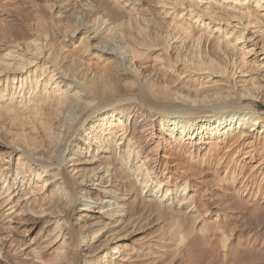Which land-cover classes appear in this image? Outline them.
Here are the masks:
<instances>
[{"label":"bare ground","instance_id":"1","mask_svg":"<svg viewBox=\"0 0 264 264\" xmlns=\"http://www.w3.org/2000/svg\"><path fill=\"white\" fill-rule=\"evenodd\" d=\"M139 2L50 0V11L61 8L54 26L62 41L48 35L51 26L41 17L37 28L46 36L35 34L0 56V120L18 129L12 142L1 143L0 251L12 239L14 218H48L54 264H75L80 239L88 264H138L127 236L142 221L143 202L164 191L154 213L165 215L178 197L176 184L157 176L152 157L141 160V143L152 137L191 154L206 147L207 157L225 147L224 182L236 188L243 178L233 190L250 189L254 200L263 194L264 202V174L258 178L243 164L257 155L259 167L264 162L263 114L150 120L138 106L122 104L167 109L173 101L224 107L264 100V0ZM133 182L142 190L134 191ZM148 188L150 198L136 204ZM180 197L178 217L195 195Z\"/></svg>","mask_w":264,"mask_h":264},{"label":"rangeland","instance_id":"2","mask_svg":"<svg viewBox=\"0 0 264 264\" xmlns=\"http://www.w3.org/2000/svg\"><path fill=\"white\" fill-rule=\"evenodd\" d=\"M132 1L139 7V0ZM49 3L50 0H0V56L8 53L10 46L17 47L25 40H31L35 34L46 36L37 28V21L41 17L51 26L48 35H57L56 43L62 41L59 39L61 36L55 32L57 29L54 26L61 8L58 7L55 12L50 11ZM144 95L152 97L149 92H145ZM128 103L122 104L138 106L142 113L150 115V120L176 115L182 118L189 115L202 118L225 111H249L264 115V100L261 98H246L244 101L236 99L226 103L224 107L214 105L211 101L199 100L195 102L196 104L186 101L169 102L166 103L167 109L141 106L136 100ZM204 103L205 105L208 103V106H202ZM69 118L72 123L73 113L69 114ZM83 128L84 126L79 130ZM17 132L18 129L10 119L0 120V160L3 149L6 151L1 143L12 142ZM140 148H142L141 160L147 155L151 156L152 167L157 176L160 180H169L171 185L176 184L175 193L178 197L167 207L168 214L159 215L154 213L155 207L160 205L158 198L165 192L152 195L148 188L146 191L149 193H144L143 197L138 193L139 201L136 204L142 202V198H150V194L153 198L156 196L157 198L154 202H143L145 206H143L142 221L129 230L127 240L134 242L133 246L137 249L134 262L138 264H264L263 194L254 200V197L249 199L250 189L242 190L240 193L235 192L236 188L241 186L243 178H240L236 188L224 182L222 162H226L225 147L212 154V157H207L204 155L207 151L206 147H202L205 149L201 150V148L199 153L191 154L187 153L185 147L180 148L179 144L163 143L157 137H152L151 140L141 143ZM69 154V149L66 147L64 168H67L66 160ZM243 157L244 153L239 155V159ZM260 160V155L243 160V164L246 162L247 172L254 168L259 173L258 178L264 174V162L263 166L259 167ZM15 161L13 159V167ZM205 163L210 165L204 167ZM133 183L134 191L142 190L141 184ZM184 185L188 187L186 192L180 189ZM153 191L155 192L156 189L153 188ZM180 194H186L188 198L194 194L195 197L185 210L186 215L178 217L175 212L182 200ZM166 203L169 202H165V205ZM77 217L76 213L72 215L70 223L75 228V232ZM47 219L28 221L27 217L14 218L10 230L11 241L14 242H6L2 246L0 264H52L56 258L55 252L50 250L53 245L50 240L54 238V233L50 223L46 225ZM74 244V252L78 256L75 264H88L85 258L86 247L81 239ZM33 248H36L35 254L30 252Z\"/></svg>","mask_w":264,"mask_h":264}]
</instances>
